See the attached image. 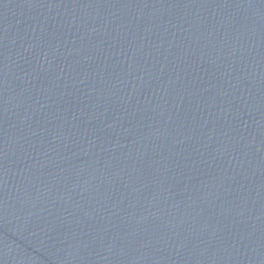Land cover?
<instances>
[{"label": "water", "instance_id": "95a60500", "mask_svg": "<svg viewBox=\"0 0 264 264\" xmlns=\"http://www.w3.org/2000/svg\"><path fill=\"white\" fill-rule=\"evenodd\" d=\"M0 264H264V0H0Z\"/></svg>", "mask_w": 264, "mask_h": 264}]
</instances>
